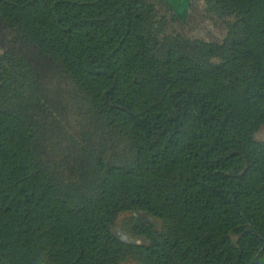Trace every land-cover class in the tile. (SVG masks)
<instances>
[{
  "label": "trees",
  "instance_id": "16d2710c",
  "mask_svg": "<svg viewBox=\"0 0 264 264\" xmlns=\"http://www.w3.org/2000/svg\"><path fill=\"white\" fill-rule=\"evenodd\" d=\"M263 128L264 0H0V264H264Z\"/></svg>",
  "mask_w": 264,
  "mask_h": 264
},
{
  "label": "rangeland",
  "instance_id": "374dc122",
  "mask_svg": "<svg viewBox=\"0 0 264 264\" xmlns=\"http://www.w3.org/2000/svg\"><path fill=\"white\" fill-rule=\"evenodd\" d=\"M256 139L258 141H264V128L257 134ZM131 215H123L120 217L118 223H117V227H116V231L128 242L134 243L137 242L138 239L133 237L129 231H128V227H127V222L129 221Z\"/></svg>",
  "mask_w": 264,
  "mask_h": 264
},
{
  "label": "crops",
  "instance_id": "0c3cea01",
  "mask_svg": "<svg viewBox=\"0 0 264 264\" xmlns=\"http://www.w3.org/2000/svg\"><path fill=\"white\" fill-rule=\"evenodd\" d=\"M181 19L187 17L191 0H166Z\"/></svg>",
  "mask_w": 264,
  "mask_h": 264
}]
</instances>
